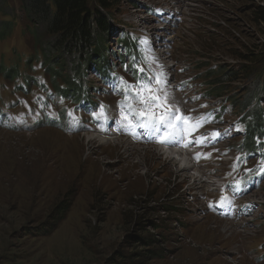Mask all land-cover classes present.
Listing matches in <instances>:
<instances>
[{"label":"rangeland","instance_id":"1","mask_svg":"<svg viewBox=\"0 0 264 264\" xmlns=\"http://www.w3.org/2000/svg\"><path fill=\"white\" fill-rule=\"evenodd\" d=\"M126 1L112 12L119 24L116 31L127 28L135 48V35L143 38L144 52L155 71L152 81H161L160 107L171 109L157 63L171 74L173 92L200 112L199 116L190 114L192 121L201 125L210 103L221 100L207 102L201 80L195 77L202 71H197L193 62L200 58L202 64L210 62L211 68L216 67V61L232 67L237 63L233 54L264 48V23L255 20L259 10L264 12V0ZM0 3L3 12L13 17L7 21L15 26L11 36L0 42V63L5 67L17 65L20 71L11 81L0 75V106L7 112L0 122V264H114L112 259L127 253L154 249L134 240L152 236L161 252L147 264H264V179L247 196L250 200H245V220H221L201 213L203 197L216 195L212 184L216 177L205 176L204 183L200 178L202 194L193 196L188 190L189 179L161 163L153 148L156 146L132 144L134 148L128 152L113 144L88 141L85 136L90 135L67 136L66 128L60 131L46 126L43 117L55 118L61 104L46 98L50 81L39 67L40 56L19 2ZM136 4L141 9H135ZM146 5L164 15L146 14L142 10ZM206 40L219 45L225 55L207 54L200 48L210 44ZM107 41V51H118L116 35ZM161 41L164 46L160 54L152 57ZM27 62L31 69L25 67ZM25 74L35 78L38 86L23 83ZM181 81L186 84L182 91ZM107 84L115 86L117 82ZM231 87L229 94L240 96L239 84ZM256 88L261 90L259 82ZM102 89L109 90L104 85ZM149 94L142 91L139 96L146 101ZM11 101L22 103L11 105ZM103 101L108 107H118L115 97L101 99L102 108L106 107ZM69 111L70 107L68 125L74 128L76 112ZM226 114L231 122L239 116L233 111ZM86 115L94 118L89 126L100 130L108 113L89 108ZM240 130L234 127L233 151L241 138ZM219 140H214L215 144ZM253 170L254 166L239 174L249 175ZM200 171L204 173L206 167ZM63 201L71 208L52 231L51 215ZM216 226L219 231H212ZM224 227L233 235L231 239L222 233Z\"/></svg>","mask_w":264,"mask_h":264},{"label":"trees","instance_id":"2","mask_svg":"<svg viewBox=\"0 0 264 264\" xmlns=\"http://www.w3.org/2000/svg\"><path fill=\"white\" fill-rule=\"evenodd\" d=\"M19 8L27 21L31 30L35 52L39 53L40 67L42 73L48 76L53 90L57 95L68 96L71 100L83 99L89 96L92 89L89 86L88 74L90 70L97 73H108L111 68L107 39L116 31L115 19L112 12L116 5L127 2L126 0H17ZM134 6H137L134 5ZM0 3V42L6 40L14 31V24L7 21L13 17L3 12ZM116 11V10H114ZM2 19H6L3 21ZM255 20L264 23V12L259 10L255 14ZM205 41V40H204ZM211 40H206L210 44H201V49H206V53L225 55L220 46ZM215 42V41H214ZM124 49L127 55L134 57L130 46L124 41ZM210 46H212L210 48ZM246 53V54H245ZM232 59L235 66H223L217 61L215 68L208 61L200 62L198 58L193 62L197 71H202L200 79L205 93L208 97H226L228 103L239 110H248L247 116L251 119L247 121L251 134L261 130V97L257 94L256 88L258 80L264 84V48L248 50L242 53L233 54ZM203 55H200L202 57ZM208 59V58H207ZM124 63V61H122ZM25 67H30V62L25 63ZM0 75H7L13 80L19 75L17 65L5 67L0 63ZM26 82L33 80L31 76L26 77ZM238 83L240 96L244 94L241 103H236L240 96H228L232 84ZM226 94V95H224ZM234 100H237L236 102ZM251 107V108H250ZM253 148L252 139L247 135L244 142V149L251 152ZM71 208L68 202H60L54 213L51 215V230H55L63 222ZM48 228V227H45ZM48 230V229H47ZM50 231V229H49ZM48 232V231H46ZM139 244L146 248H153L142 252L127 253L118 259H112L114 264H147L157 257L161 250L155 238H135ZM115 261V262H114Z\"/></svg>","mask_w":264,"mask_h":264},{"label":"bare ground","instance_id":"3","mask_svg":"<svg viewBox=\"0 0 264 264\" xmlns=\"http://www.w3.org/2000/svg\"><path fill=\"white\" fill-rule=\"evenodd\" d=\"M85 138L88 141L97 140L100 144H105V145L113 144V146H117L118 149L119 147H122L121 149H124L128 152H130L134 148V146L129 141L123 138L117 139L116 142L114 140L106 141L108 139H106L105 137H99V136L95 137L93 135L85 136ZM153 148L155 149L154 151L157 153L159 158H161L160 159L162 160L161 163L164 162V164L167 165V167H169L170 169H174V171L178 176L189 179L188 190L190 191V195L197 196L199 194H202L201 193L202 185H201V179L199 177V171L191 168L189 161L183 156L181 152L172 151V150H163L162 148L159 147H153ZM191 172H193V174L188 176ZM194 173H197L198 175ZM246 200H250V199L247 198ZM217 228L218 226L214 227L212 231L214 230L219 231ZM222 230H223L222 231L223 234L225 235L228 234V237H230V239L232 238L233 235L228 231L227 227H224Z\"/></svg>","mask_w":264,"mask_h":264},{"label":"snow or ice","instance_id":"4","mask_svg":"<svg viewBox=\"0 0 264 264\" xmlns=\"http://www.w3.org/2000/svg\"><path fill=\"white\" fill-rule=\"evenodd\" d=\"M160 97L158 96H152L150 99L143 101V103L145 104L144 109L140 110L138 115L140 117H146L147 121L146 122H142L141 123V127H147L152 123H165L166 119H167V113L164 114H160L159 116H156V114L152 111L154 108L160 107ZM103 113V108L101 107V114ZM122 116L124 119H128V116L122 113ZM174 119L178 120V121H183L186 125H191V130H196L198 129L200 126H202L200 124L199 121L193 122L191 117H182L180 115H177L174 117ZM214 135H218V134H214ZM162 143L167 142L162 140ZM243 190L241 183L239 181H237V184L234 186V191L235 192H239ZM227 202V198L226 197H222L221 199V204Z\"/></svg>","mask_w":264,"mask_h":264},{"label":"built area","instance_id":"5","mask_svg":"<svg viewBox=\"0 0 264 264\" xmlns=\"http://www.w3.org/2000/svg\"><path fill=\"white\" fill-rule=\"evenodd\" d=\"M177 12V14H179V12L178 11H176Z\"/></svg>","mask_w":264,"mask_h":264}]
</instances>
